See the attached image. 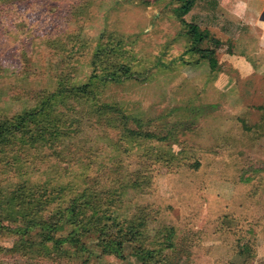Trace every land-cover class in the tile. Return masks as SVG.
I'll use <instances>...</instances> for the list:
<instances>
[{
	"label": "rangeland",
	"instance_id": "obj_1",
	"mask_svg": "<svg viewBox=\"0 0 264 264\" xmlns=\"http://www.w3.org/2000/svg\"><path fill=\"white\" fill-rule=\"evenodd\" d=\"M176 10L169 0H0V121L38 102L54 109L0 129V264H264V56L253 43L234 49L257 67L241 77L233 45L214 35L224 45L212 68L190 52ZM59 87L70 105L45 100ZM115 104L121 114L99 112ZM78 205L95 220L74 235ZM141 212L138 239L95 222L137 224Z\"/></svg>",
	"mask_w": 264,
	"mask_h": 264
},
{
	"label": "crops",
	"instance_id": "obj_2",
	"mask_svg": "<svg viewBox=\"0 0 264 264\" xmlns=\"http://www.w3.org/2000/svg\"><path fill=\"white\" fill-rule=\"evenodd\" d=\"M187 16L200 19L204 25L200 26L202 30L233 45V51L227 59L239 76L251 77L255 72L258 73L257 67L249 59L253 55L264 56V0H196ZM250 43L256 46L252 56L234 51L238 48L240 51L245 50Z\"/></svg>",
	"mask_w": 264,
	"mask_h": 264
},
{
	"label": "trees",
	"instance_id": "obj_3",
	"mask_svg": "<svg viewBox=\"0 0 264 264\" xmlns=\"http://www.w3.org/2000/svg\"><path fill=\"white\" fill-rule=\"evenodd\" d=\"M171 1V3H173L177 10H176V14H178V19L180 21V23L184 26V28L186 29V35L189 36L190 41H191V48H190V52L193 53H201L203 59H208L210 62V65L212 66V68L216 67L217 65V51L224 45L220 40L216 39L215 36H212L211 33L207 30H202L199 26L197 25H193V24H187L186 21L184 20V17L193 9L196 0H169ZM209 42L211 43V48L206 49L204 52L200 51L197 49L198 44L203 43V42ZM234 47H232L233 49ZM232 51H230L231 53ZM122 68H118L115 67L113 70H111L110 73V77L112 79V77L114 78L115 76L118 75V72L121 70ZM61 87H59V89H57L55 91V93L51 94V95H47L44 99L46 101H49L48 98L52 101H58L57 103L61 102V106H64L65 104H69L66 95L64 93V90L60 91ZM77 92V90L75 91ZM60 95V96H59ZM78 95V94H77ZM69 100H72L74 102L79 101V99H77L76 97L70 98ZM118 104V103H116ZM102 105V107L98 108L99 112H102L103 110H114L116 112H118V107H120L119 105ZM70 105V104H69ZM28 110V109H27ZM41 112H45L44 115L47 116V120L48 119H52V113L54 112V109L51 110L50 106L48 105H44L43 103H37V105L35 107H33L31 110L26 111V112H22V114H20L18 117L16 116V122L13 124L7 123L6 121H0V129H7L9 127H11L12 129L16 130V131H20V128L22 127L23 123L25 121H31L32 117H36V115L38 113ZM104 113V112H103ZM120 113V112H118ZM121 114V113H120ZM66 115H62L61 117L57 120V122H55V124L57 125H61V122H65V117ZM3 133V132H1ZM0 133V139L3 137L4 134ZM42 139V136H41ZM40 137H38V139L36 140L35 143H40ZM44 139V138H43ZM43 139H42V143H43ZM22 143L18 144L19 146ZM45 144V143H43ZM42 144V145H43ZM0 146L2 147H8L7 146V141L5 142H0ZM48 185V184H47ZM32 202V201H31ZM30 202V203H31ZM73 206L72 203H70L69 208H71ZM81 205H78L77 207L72 208V210L70 211L71 213H77L78 208ZM33 209V207H32ZM31 211V210H30ZM67 208L65 209L64 213H66ZM86 213V209H84V212ZM76 214L74 218H72V227H73V234L75 235L76 233L79 234V230L81 227L79 226L80 224H82V222L86 221L87 219L90 221H94L95 217L93 215H90V217L88 216V214ZM74 215V214H72ZM79 216L81 217L80 220H76L77 217L79 219ZM88 216V217H87ZM105 216H103L100 220H96L95 222L97 223V225L100 226L99 229L102 230V234H104L106 232V229H108L111 226H118L121 225L122 229H119L118 231H113V235H119L122 234V237L127 236L130 240L132 239H138V237L143 236L144 233V223L147 225L146 223V219L144 216V213H139V216L137 217V224L128 222V221H122L119 219V217H115V220L111 223V225H109V223L105 222ZM111 220L110 217H108L107 221ZM34 224L35 222H25V225H29V229L27 228L25 230V232H28V230L34 229ZM37 226V225H36ZM16 230H22L23 227H19L16 226ZM13 227L8 226L7 229H12ZM148 228V226H147ZM146 230V228H145ZM159 234H162L163 238H165V240H167L168 238L172 237L174 232L171 230H163L161 231ZM27 246V244H26ZM44 250V249H43ZM42 250V251H43ZM120 252L118 250L115 251V254H119ZM150 256V253H148V257Z\"/></svg>",
	"mask_w": 264,
	"mask_h": 264
}]
</instances>
